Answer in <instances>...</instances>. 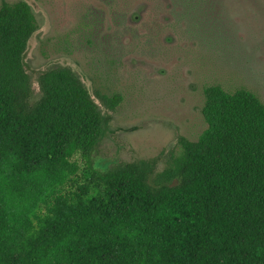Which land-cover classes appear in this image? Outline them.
<instances>
[{
    "label": "trees",
    "instance_id": "obj_1",
    "mask_svg": "<svg viewBox=\"0 0 264 264\" xmlns=\"http://www.w3.org/2000/svg\"><path fill=\"white\" fill-rule=\"evenodd\" d=\"M37 29L28 3L1 0L0 264H264L259 98L205 87L206 128L162 170L159 157L97 170L103 119L80 78L43 72L31 101L23 58ZM95 94L111 111L121 101Z\"/></svg>",
    "mask_w": 264,
    "mask_h": 264
},
{
    "label": "rangeland",
    "instance_id": "obj_2",
    "mask_svg": "<svg viewBox=\"0 0 264 264\" xmlns=\"http://www.w3.org/2000/svg\"><path fill=\"white\" fill-rule=\"evenodd\" d=\"M22 1L38 24L23 58L31 101L43 72L64 66L80 78L103 119L97 170L155 157L162 170L179 138L206 128L205 87L264 104V0ZM96 92L121 101L111 111Z\"/></svg>",
    "mask_w": 264,
    "mask_h": 264
}]
</instances>
